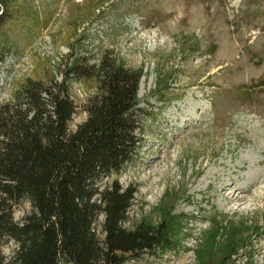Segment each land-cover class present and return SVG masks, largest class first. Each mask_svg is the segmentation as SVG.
Listing matches in <instances>:
<instances>
[{
	"label": "rangeland",
	"instance_id": "1",
	"mask_svg": "<svg viewBox=\"0 0 264 264\" xmlns=\"http://www.w3.org/2000/svg\"><path fill=\"white\" fill-rule=\"evenodd\" d=\"M4 30L13 49L0 64V105L28 79H62L68 45L91 61L110 51L144 68L143 140L136 159L114 175L138 189L125 226L155 218L167 192L185 219L179 247L123 264H195L193 249L214 213L264 215V0H18ZM157 82L165 83L161 93ZM70 83L76 129L95 81ZM32 210L22 200L14 219L23 222ZM103 220L96 222L101 237ZM16 248L2 246L8 261ZM250 256V264H264V230L236 263Z\"/></svg>",
	"mask_w": 264,
	"mask_h": 264
},
{
	"label": "trees",
	"instance_id": "2",
	"mask_svg": "<svg viewBox=\"0 0 264 264\" xmlns=\"http://www.w3.org/2000/svg\"><path fill=\"white\" fill-rule=\"evenodd\" d=\"M17 6L18 0H0V64L12 53L4 25ZM68 47L62 79H28L0 105V264H123L146 251L176 249L185 218L175 196L167 192L155 218L127 227L138 189L114 177L136 159L143 140L144 68L110 51L91 61ZM71 80L95 81L76 129ZM156 86L161 93L165 83ZM22 200L33 210L18 222L14 206ZM101 215L104 237L96 229ZM263 230L264 215L214 213L193 249L195 264H237L240 250ZM10 241L17 248L8 261L2 246Z\"/></svg>",
	"mask_w": 264,
	"mask_h": 264
}]
</instances>
